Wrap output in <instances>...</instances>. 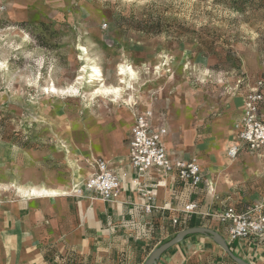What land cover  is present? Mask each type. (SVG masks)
Listing matches in <instances>:
<instances>
[{"label": "rangeland", "instance_id": "1", "mask_svg": "<svg viewBox=\"0 0 264 264\" xmlns=\"http://www.w3.org/2000/svg\"><path fill=\"white\" fill-rule=\"evenodd\" d=\"M121 64L136 80L122 97L97 95L118 83ZM94 66L102 76L91 84ZM258 77L264 0L243 12L212 0H0V186L72 181L85 149L70 146L71 133L84 146L86 127L106 119L107 135L121 137V107L135 114L182 93L224 106L240 80Z\"/></svg>", "mask_w": 264, "mask_h": 264}, {"label": "crops", "instance_id": "2", "mask_svg": "<svg viewBox=\"0 0 264 264\" xmlns=\"http://www.w3.org/2000/svg\"><path fill=\"white\" fill-rule=\"evenodd\" d=\"M245 92L246 89L238 92L237 99L219 107H202L195 100L187 101L182 93L176 100L171 95L138 110H151L152 127L167 129L164 140L172 158H197L204 181L192 190L174 172L152 168L138 173L131 166L132 108L121 107L114 116L121 137L107 135L106 119L100 120L103 129L101 123L86 127L96 137L94 148L89 147L90 135L82 146L77 145L78 137L71 133L70 146L85 149L84 156L76 161L78 177L68 182L49 180L44 185L39 184L41 180H33L32 185L0 186V264H144L153 249L177 229L187 228L191 219L227 239L223 226L204 213L229 205L245 211L264 197V149L251 151L241 143L238 157L233 160L228 156V148L238 142L236 124L242 119ZM262 113L264 118V103ZM225 126L234 128L232 138L224 137ZM99 139L101 148L97 147ZM95 157L105 159L120 179V189L112 200L85 188L95 170L91 164ZM79 162L87 170L84 169L85 174ZM74 183L82 189L81 194L75 193L74 188L62 194L30 191L36 186L63 189ZM256 186L258 190L263 188L254 198ZM145 190L152 191V202L158 208L146 210ZM191 201L199 204L201 214L182 213ZM173 217H179L178 225H172ZM227 241L239 257L252 264H264V239ZM230 259L211 237L193 234L164 252L158 264L234 263Z\"/></svg>", "mask_w": 264, "mask_h": 264}, {"label": "built area", "instance_id": "3", "mask_svg": "<svg viewBox=\"0 0 264 264\" xmlns=\"http://www.w3.org/2000/svg\"><path fill=\"white\" fill-rule=\"evenodd\" d=\"M240 80L244 95V110L242 119L236 125L238 142L228 148V156L232 159L238 157L241 143L251 151L264 149V118L262 104L264 103V78L260 77L253 83ZM152 111H136L134 123L129 140V160L131 166L138 173H145L152 168H157L165 173H176L178 180L191 190L198 188L204 181L201 166L195 157L172 158L167 151L164 137L167 129L164 127L153 128L151 123ZM240 142V143H239ZM95 168L94 173L85 183V188L98 192L105 200H112L120 189V179L114 173L109 163L95 157L91 161ZM82 189L75 193L81 194ZM146 210L158 208L152 201V191L145 190ZM165 209V208H160ZM182 213L192 216L199 215V204L191 201L183 207ZM218 221L223 226L227 240L237 241L242 239H264V197L258 203L245 211H239L235 206L229 205L222 210L204 213ZM180 223L179 217L172 218V225Z\"/></svg>", "mask_w": 264, "mask_h": 264}, {"label": "bare ground", "instance_id": "4", "mask_svg": "<svg viewBox=\"0 0 264 264\" xmlns=\"http://www.w3.org/2000/svg\"><path fill=\"white\" fill-rule=\"evenodd\" d=\"M101 76H102V70H101V68L98 67V66H94L93 69H92V72H91V74L89 76V79H90L89 82L91 84L92 83L94 84V83H96V81L99 80V78ZM136 78H137V72L131 66L125 65V64H121L119 66V79H118V83L116 85H106L103 82V84L100 87L97 86L98 88L96 89L95 92H96L97 95L102 96V97H105V98L106 97H109V96H117V97H120L122 95V92L125 90L124 85H126V86L129 87L131 85V82L132 81H135ZM128 117H129V115H128ZM222 132L224 133V137L229 136V137L232 138V136L234 134V128L233 127H230V126H225L224 129L222 130ZM99 140H101V139H99ZM97 144H98L97 147H100L101 148V146H102V140H101V142H97ZM225 146H227V143L225 144ZM100 148H98V149H100ZM93 155H95V154H93ZM79 165L81 166V169H82L81 171L84 172V169H85L84 166L81 165L80 162H79ZM85 172H87L86 169H85ZM85 172H84V174H85ZM70 183H72V182H70ZM76 186H77L76 183H74V186L73 187H70L69 185H67L63 189H61V187L59 189H49V188H44V187H42V188H36L37 187L36 186V187L31 188L30 191L33 192V193H40V194L41 193L42 194H62V193H68L70 191V189H73V188H74V192H75L76 189L79 188V187H76Z\"/></svg>", "mask_w": 264, "mask_h": 264}, {"label": "water", "instance_id": "5", "mask_svg": "<svg viewBox=\"0 0 264 264\" xmlns=\"http://www.w3.org/2000/svg\"><path fill=\"white\" fill-rule=\"evenodd\" d=\"M193 234H204L211 237L217 244L221 246V248L226 252V254L237 264H252L244 260L243 258L239 257L238 255H236L230 248L227 239L220 232L207 226H198V225L179 230L174 237H172L171 239L165 241L164 243L160 244L155 249H153V251L150 253L149 257L147 258L144 264H158V261L160 260L164 252H166L174 245H177L180 242H182L187 236Z\"/></svg>", "mask_w": 264, "mask_h": 264}, {"label": "trees", "instance_id": "6", "mask_svg": "<svg viewBox=\"0 0 264 264\" xmlns=\"http://www.w3.org/2000/svg\"><path fill=\"white\" fill-rule=\"evenodd\" d=\"M218 5H222L226 8H229L230 10H234L237 12H243L245 11L248 7L252 6L256 0H212ZM155 33V32H154ZM178 225V224H177ZM196 224L194 223V220L191 219L189 224L186 227H192L195 226ZM179 231V229L176 230L175 233H173L168 239L165 241L171 239L176 235V233ZM189 237V236H187Z\"/></svg>", "mask_w": 264, "mask_h": 264}]
</instances>
